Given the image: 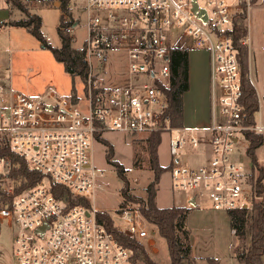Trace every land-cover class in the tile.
<instances>
[{"label": "built area", "instance_id": "1", "mask_svg": "<svg viewBox=\"0 0 264 264\" xmlns=\"http://www.w3.org/2000/svg\"><path fill=\"white\" fill-rule=\"evenodd\" d=\"M197 2L207 11L206 21L193 11L192 0H85L86 33L79 47L85 49L90 67L87 91L80 90L73 78L66 92L51 84L36 96L7 91L0 83V145L8 144L46 174L41 183L15 196L12 205L0 207V222L13 221V264H135L132 250L98 218L100 211L109 213L124 234L153 243L157 228L147 221L139 203L110 211L91 202L90 194L100 186L98 173H103L91 152L98 132H169L175 186L194 190L204 186L214 209L248 205V173L232 154L240 138H246L245 130L260 127L244 123L239 50L227 32L243 3L207 0L202 6ZM78 24L77 20L63 27L73 43L78 37L72 30ZM177 47L209 54L207 124L173 126L165 116L164 87L172 78L171 52ZM112 52L127 60L128 77L121 83L98 84L96 68L106 66ZM207 143L213 154L206 163L181 162L185 147L203 149ZM12 164L11 158L0 156V190L8 196L13 192ZM51 180L91 203L68 206L50 190ZM192 197L196 195L189 202ZM45 223L42 233L39 228Z\"/></svg>", "mask_w": 264, "mask_h": 264}, {"label": "rangeland", "instance_id": "2", "mask_svg": "<svg viewBox=\"0 0 264 264\" xmlns=\"http://www.w3.org/2000/svg\"><path fill=\"white\" fill-rule=\"evenodd\" d=\"M30 1L33 2L31 11L40 14L42 17L41 28L46 40L54 46H60L61 37L58 27L63 14L60 7L61 1L58 0L57 3L60 6L55 5L53 2H46L48 0ZM229 1H240L244 7L245 0ZM249 1H246L247 11L249 17L252 16L253 24H255L254 43L258 46L254 48V53L258 63L255 75L256 78H259L260 111L256 112V120L259 124L260 121L264 122V6L253 5L249 8L254 3L251 0ZM206 2L207 0H199L202 6ZM247 2H249V5ZM84 3L85 0H70L69 2V15L79 21L78 27L72 30V34L78 37L74 46H80L85 39V12L82 9ZM20 13L17 10L11 12L5 2L0 0V22L9 18H17ZM22 14L24 15V13ZM41 45V40L26 27L7 25L0 28V83L7 91L20 90L36 96L51 84L58 85L64 92L70 89L72 75L69 74L68 76V73H64L59 67L51 66L53 63L51 60L52 54L49 57L47 55L40 57L35 54V52L42 50ZM203 58L204 54L201 49L191 48L189 50V61L192 69L195 61H201ZM108 59L106 66L102 65L96 68L99 73L98 84L111 85L124 82L128 77V65L125 57L121 53L112 52ZM56 64L62 65L58 62ZM74 80L80 90L84 88L79 76L74 77ZM84 90L87 91L88 88ZM262 132L264 134V131ZM147 136V134H133L120 130H106L102 133V139L96 138L94 140L91 151L92 160L98 172L103 173H98L97 183L100 186L90 194V198L92 204L98 209L114 211L115 208L125 204L121 193L123 180L118 176L115 167L106 157L108 147L105 141L113 144L115 158L126 167L131 192L142 198L148 196L147 186L154 178V171L150 166V153L145 141ZM170 136L169 132L162 133L158 149L160 162L164 166L175 162V157L170 152ZM247 147V138L241 137L232 154L233 160L236 161L244 173L250 172L251 166L250 159L246 154ZM212 154V149L207 143L203 149L185 147L181 151L180 158L182 163L199 166L206 163L212 157ZM257 155L264 163V143L257 148ZM193 195H196L197 198H195V201H197L196 206L189 202V198ZM156 199L160 206L192 207L188 216V225L191 229L194 264H209L207 258L210 256L217 258L220 264H237V258L233 253L236 239L234 231L231 229L228 211L212 207L207 188L200 186V188L194 190L175 186L172 172L167 170L162 173L157 185ZM129 204L137 205L138 203L132 201ZM14 234L13 221L10 218H4L0 222V264H13L11 249ZM143 242L154 261L159 264L171 263L167 241L158 233V230L152 244L148 245L146 241ZM136 264L144 263L136 262Z\"/></svg>", "mask_w": 264, "mask_h": 264}, {"label": "trees", "instance_id": "3", "mask_svg": "<svg viewBox=\"0 0 264 264\" xmlns=\"http://www.w3.org/2000/svg\"><path fill=\"white\" fill-rule=\"evenodd\" d=\"M5 5L13 12L20 11L17 18H9L0 22L2 26L19 25L26 27L34 36L42 42L45 49H49L53 59L61 63L63 68L72 75L73 79L79 76L83 82L84 89L87 90L89 83V63L86 59V52L83 47L74 46L72 35L64 30V26L73 25L77 21L72 15H69L70 0H60L63 14L60 19L59 34L61 45L54 46L46 40L42 31V17L40 14L31 11L32 1L30 0H3ZM256 2L257 0H251ZM46 2H54L48 0ZM247 4L244 2L243 10L237 12L234 16L232 27L228 29L234 39V44L238 48L239 60L242 69V82L244 95L242 103L246 118L244 123L256 125L255 114L259 110V98L257 90L251 81L249 75L248 45L244 38L248 34L247 25ZM172 78L167 86L166 92L167 107L165 116H169L170 123L173 126H182L183 118V94L189 88V50L188 48L177 47L171 52ZM97 91H95V94ZM245 137L248 140L246 154L250 159V172L247 174V184L249 186L250 199L247 206L229 209L231 229L235 230L236 244L233 248L234 256L237 258V264H264V163L257 155V148L264 143V134L262 131L245 130ZM162 133L160 131L150 133L145 139L149 153L150 166L154 171V178L147 186L148 196L142 198L131 192L130 181L126 174L127 169L122 162L115 158L114 146L105 141L107 145L106 157L115 167L118 176L123 180L121 193L124 197L123 205L129 202L140 204L141 212L147 221L155 226L158 233L167 241L170 264H194L195 257L192 254L191 229L188 225V216L192 207L188 206H160L157 203V185L162 173L171 170L172 163L164 166L161 164L158 154L161 143ZM96 138L102 139V133L98 132ZM0 156H6L12 159L13 164L10 176L13 179V192L6 195L0 190V207L7 203L12 205L15 196L24 190L41 183L46 174L33 168L27 159L14 151L8 144L0 145ZM50 190L55 197L61 201H66L68 206L74 204H90L86 197H74L72 192L66 186L52 181ZM98 218L103 221L110 230L114 231L119 240L133 252V262L144 264H159L152 259L147 247L143 241L130 237L120 231L113 217L106 211H100ZM209 264H220L219 260L213 256L207 258Z\"/></svg>", "mask_w": 264, "mask_h": 264}, {"label": "crops", "instance_id": "4", "mask_svg": "<svg viewBox=\"0 0 264 264\" xmlns=\"http://www.w3.org/2000/svg\"><path fill=\"white\" fill-rule=\"evenodd\" d=\"M53 3L57 5L58 0H54ZM253 5L264 6V0H257L256 2L252 3L250 7H252ZM247 25H248V34L246 36L245 42L248 45V51H249L248 53L249 75L258 94L259 78H256L255 75V70L258 63L256 62V57L254 53V48L257 46L254 43L255 24H253L252 16L249 17V12L247 16ZM41 47L42 50H40L39 52L38 51L35 52V54L40 57L46 55L47 57H49L51 55V53L49 52L50 50L45 49L42 45ZM201 51L204 54V58L201 61H195V63L193 64V69H192V65L190 66V61H189V88L183 94V118H184L183 125L186 127H196L201 124H207L211 117L209 54L204 49H201ZM51 60L53 61L51 65L52 67H59L61 71H63L64 73H68L63 68V65L60 66L59 64H56L53 57ZM259 111H260V99H259ZM257 126L260 127V129H258L259 131H264L263 121H260L259 124L257 122ZM196 205H197V201H196Z\"/></svg>", "mask_w": 264, "mask_h": 264}, {"label": "water", "instance_id": "5", "mask_svg": "<svg viewBox=\"0 0 264 264\" xmlns=\"http://www.w3.org/2000/svg\"><path fill=\"white\" fill-rule=\"evenodd\" d=\"M192 3H193V11L196 12L203 20L206 21L207 20L206 9L205 8H199L197 0H192ZM235 139L236 138H234V140ZM190 203H192V205H196L195 197L191 198ZM244 206H247V204H245ZM46 226H47V223H45L42 227H40L39 231H41L43 233Z\"/></svg>", "mask_w": 264, "mask_h": 264}]
</instances>
